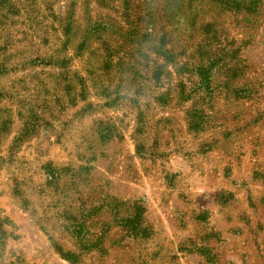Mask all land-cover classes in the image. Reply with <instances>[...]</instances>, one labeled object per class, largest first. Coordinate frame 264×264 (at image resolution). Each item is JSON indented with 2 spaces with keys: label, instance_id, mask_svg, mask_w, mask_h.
I'll list each match as a JSON object with an SVG mask.
<instances>
[{
  "label": "rangeland",
  "instance_id": "rangeland-1",
  "mask_svg": "<svg viewBox=\"0 0 264 264\" xmlns=\"http://www.w3.org/2000/svg\"><path fill=\"white\" fill-rule=\"evenodd\" d=\"M0 264H264V0H0Z\"/></svg>",
  "mask_w": 264,
  "mask_h": 264
}]
</instances>
